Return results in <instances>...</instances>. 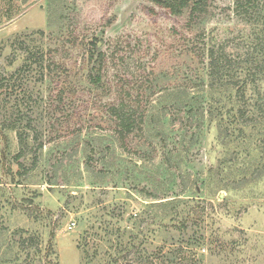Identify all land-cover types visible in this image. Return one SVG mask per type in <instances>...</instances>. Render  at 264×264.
<instances>
[{"label":"rangeland","instance_id":"rangeland-1","mask_svg":"<svg viewBox=\"0 0 264 264\" xmlns=\"http://www.w3.org/2000/svg\"><path fill=\"white\" fill-rule=\"evenodd\" d=\"M235 2L190 23L150 0H0V264H264L257 94L228 133L199 110L208 47L263 52L264 0ZM118 104L144 117L130 150Z\"/></svg>","mask_w":264,"mask_h":264},{"label":"trees","instance_id":"trees-1","mask_svg":"<svg viewBox=\"0 0 264 264\" xmlns=\"http://www.w3.org/2000/svg\"><path fill=\"white\" fill-rule=\"evenodd\" d=\"M159 6L167 8L174 15H182L186 11H189L190 23L195 22L206 10L205 0H150ZM236 9L239 8L248 12L250 6H257V0H236ZM12 17V16H11ZM96 47V46H95ZM94 56V54H92ZM207 58V76L210 81L208 84L210 95L205 99L203 107H201V115L208 113L210 122H217L220 127L221 133L229 132V127H224L225 118L228 115L229 118H234L235 115H231L232 111L237 110L241 118H249L251 114V107L248 108L247 104L250 103L248 92L253 90L257 94L256 108L259 115L264 117V49L263 52L255 54L254 52L247 53L244 59H237L230 55L225 50L217 51L215 47H208L206 49ZM94 82L99 83L101 78L96 76L92 79ZM220 94L221 99H217L216 95ZM208 102V103H207ZM211 102V104H210ZM223 103V104H222ZM217 104V105H216ZM230 106L228 111H225L226 106ZM208 107H210L208 109ZM253 107V106H252ZM185 114L182 116L190 118L191 113L195 112V107L188 102L185 106ZM111 114L115 117L116 121V135L121 143V146L125 149L130 150L129 144L130 139L138 131L142 132V125L144 123L143 115L137 113V111L125 104H118L110 107ZM249 120H243L239 127L234 128L232 136L235 134V130L238 131L239 136H245L246 130L249 126ZM231 125V124H230ZM237 125V124H236ZM185 126L181 129L184 130ZM13 129H16L14 127ZM20 144L24 149L27 146L26 138L23 133L19 132ZM131 146V145H130ZM155 200H162L161 198H153ZM164 203L158 204L155 202L151 203V207L162 206L166 207L174 203V200L162 201ZM144 221V220H143ZM32 236L24 239L28 242ZM25 242V243H26ZM35 246V245H34ZM29 248L26 245L25 249ZM50 251L54 254L52 243L49 244ZM130 248V247H129ZM144 252L146 251L143 250ZM116 264L118 259L114 258ZM167 264H178L177 255H172V258H167Z\"/></svg>","mask_w":264,"mask_h":264},{"label":"built area","instance_id":"built-area-1","mask_svg":"<svg viewBox=\"0 0 264 264\" xmlns=\"http://www.w3.org/2000/svg\"><path fill=\"white\" fill-rule=\"evenodd\" d=\"M75 224H76L75 222H71V223L68 225V230H73Z\"/></svg>","mask_w":264,"mask_h":264}]
</instances>
